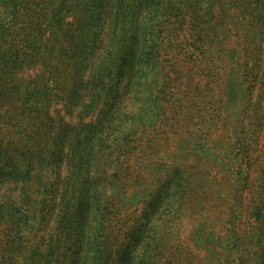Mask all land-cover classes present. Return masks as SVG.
<instances>
[{"label":"rangeland","instance_id":"rangeland-1","mask_svg":"<svg viewBox=\"0 0 264 264\" xmlns=\"http://www.w3.org/2000/svg\"><path fill=\"white\" fill-rule=\"evenodd\" d=\"M233 136L239 207L216 157ZM263 157L264 0H0V264H116L128 240L123 264H258ZM168 166L204 173L152 207Z\"/></svg>","mask_w":264,"mask_h":264},{"label":"trees","instance_id":"trees-1","mask_svg":"<svg viewBox=\"0 0 264 264\" xmlns=\"http://www.w3.org/2000/svg\"><path fill=\"white\" fill-rule=\"evenodd\" d=\"M153 1L154 4V0ZM192 4H195V2H192ZM199 10H197L196 12L198 13ZM157 12V11H156ZM165 15H167L166 13H164ZM221 21H216L215 24L218 25V23ZM237 24V23H236ZM211 29V28H208ZM208 35V34H207ZM202 37H204V35H202L201 37L197 38V40L199 41V43L201 44L203 42ZM228 34L225 32H222V37L219 36V33L212 35V39L214 42L218 43V48L222 47L223 44V39L227 38ZM137 41V40H136ZM137 55V51L136 50H131L130 53L127 56L130 57L131 63L133 65V59L136 57ZM125 59H123L124 62ZM115 67V66H114ZM240 69L242 68L241 65H239ZM109 76L111 75L112 77L110 79H108L107 81H105L104 83H102V89H101V94L100 97H102L103 99L106 100V102L109 103V105L111 106V108L113 109V107L116 106L117 103V98H116V82L119 80V73L116 70H111V69H107ZM241 72L244 74V72H246V69H242ZM233 142H230L228 147H225L222 149L221 153H223V155L219 156L216 155V157L220 160H222V164L221 167L222 169L224 168L225 171L228 173V179H230V184H231V189H233V192L235 193V205H237L238 207L240 205H242V195L244 193V191L248 188V180H249V170H248V166L245 164L243 165L244 159L246 158V154L249 151L250 145L248 144L245 145L243 142L240 141L239 137L237 136H233ZM199 149L203 152H206L205 149V143L204 140L199 142ZM220 153V152H219ZM234 153V155H232ZM179 168V169H178ZM259 168H260V174H261V182H260V187H261V191H258L257 195H256V200L251 204L250 207V216L251 218H254V224L252 226V231H253V236H256L257 238L259 237L260 242L262 243L261 246L258 248L257 250V254L259 255V259L258 264H264V157L262 158L260 164H259ZM167 172L165 174L164 180L161 184L157 185V188L155 190L152 191V207L153 204L161 203V199L164 197V195L166 193H169V191L172 189L173 182L175 181H180V185H179V192L178 194L175 195V199L173 201V205L175 203V206L177 205V207L179 206L180 203L183 202L182 200V196L183 194H186L185 191L187 190V182L188 184H191L193 182H195V180L198 178L197 175L198 174H203L204 171L200 170L197 171L195 174H190L189 172L187 173L185 171V169L181 166H168L167 167ZM176 170H180L181 173L179 175V177L175 178L177 171ZM176 171V172H175ZM9 174L15 176L17 175V170L14 169V165H12L11 167L8 168L7 171ZM6 174V173H5ZM241 182V183H240ZM120 185L123 186V183L121 181ZM150 203V199L147 200L145 203H143L144 205L146 203ZM179 209L177 208V210L175 211V217L172 220L173 224L171 227H173L174 230L178 229V221L180 219V214H179ZM145 210V209H144ZM143 210V212H144ZM175 210V209H174ZM232 212V210H231ZM139 219H137L135 221V224H131L129 227V231H128V235L131 234L135 236V238L137 239L138 236H140L141 234V229L143 228V226H140L138 223ZM136 229V231L134 230ZM227 233H230V235L235 239L238 240V230L237 227L235 226V223L231 220H229L228 222V228H227ZM127 235H126V241H127ZM130 240H128L129 242ZM126 244L125 241H121L119 243V247H117L116 252L118 253V259H116V257H112L111 262H117L116 264H123L122 263V258L124 257V255L127 253V246L128 243ZM112 252V251H111ZM132 252L128 253L131 254ZM127 257V256H126ZM128 259V257H127ZM130 260V259H129ZM242 260L240 257L237 258L236 262L234 264H241ZM112 264V263H111Z\"/></svg>","mask_w":264,"mask_h":264}]
</instances>
